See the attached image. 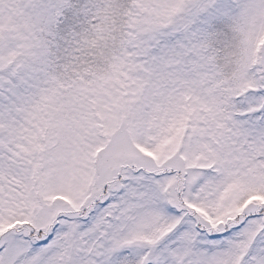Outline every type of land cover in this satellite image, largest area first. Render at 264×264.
Returning <instances> with one entry per match:
<instances>
[{
  "label": "snow or ice",
  "instance_id": "obj_1",
  "mask_svg": "<svg viewBox=\"0 0 264 264\" xmlns=\"http://www.w3.org/2000/svg\"><path fill=\"white\" fill-rule=\"evenodd\" d=\"M0 264H264V0H0Z\"/></svg>",
  "mask_w": 264,
  "mask_h": 264
}]
</instances>
